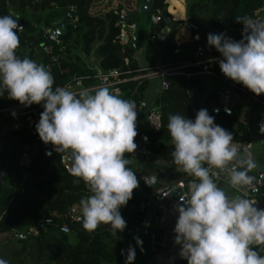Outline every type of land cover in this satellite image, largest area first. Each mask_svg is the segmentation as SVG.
I'll use <instances>...</instances> for the list:
<instances>
[{
  "label": "clouds",
  "instance_id": "clouds-1",
  "mask_svg": "<svg viewBox=\"0 0 264 264\" xmlns=\"http://www.w3.org/2000/svg\"><path fill=\"white\" fill-rule=\"evenodd\" d=\"M237 22L244 25L240 41L209 33L207 45L221 54L218 63L226 78L260 96L264 94V21L244 16ZM21 29L17 19L0 15V96L6 93L25 107L42 105L35 125L39 138L69 157L73 182L83 181L90 192L78 205L83 229L94 232L106 226L116 237L127 227L120 209L139 187L130 167L135 158H125L137 149V104L105 86L78 93L68 86L54 88V78L44 64L17 54ZM258 127L264 135V119ZM167 131L173 145L171 163L192 177L175 206L174 243L181 246L180 257L187 264H264L260 255L264 253V209L248 195L256 186L250 173L258 168L251 151L238 146L232 132L215 124L203 108L194 120L170 114ZM143 180L154 186L157 178L144 176ZM221 185L239 195L226 193ZM134 239L142 249L143 241ZM253 246H259V251ZM121 256L124 264H134L136 248L129 245ZM0 264L9 262L0 257Z\"/></svg>",
  "mask_w": 264,
  "mask_h": 264
},
{
  "label": "trees",
  "instance_id": "trees-1",
  "mask_svg": "<svg viewBox=\"0 0 264 264\" xmlns=\"http://www.w3.org/2000/svg\"><path fill=\"white\" fill-rule=\"evenodd\" d=\"M144 1L139 0L138 4ZM155 1V10H168L169 0ZM263 1L187 0L186 18L192 26L191 40L201 32L207 40L209 33L235 30L236 41H240L243 24L237 22V19L244 16L254 18ZM93 2L94 0H0V15H5L6 10L13 18L25 21L22 31L18 34L21 44L17 54L33 60L41 44H50L46 37L47 31L59 27L65 22L67 12L75 10L78 18L76 29L60 36L65 49L60 52L58 46L54 44L53 55L59 57L58 63L54 64L51 71L54 88L95 75L88 65L85 66L78 56L73 55L76 49H80L85 58L94 56L98 59L103 73L120 70L123 73L121 78H124L127 77L124 73L128 70L132 72V76L138 75L141 71L134 60L136 51L119 45L117 41L121 31L119 23L123 9L111 11L103 17H95L90 14ZM140 15L139 12L128 13L126 19L130 23L138 24ZM145 17L152 25L151 18ZM169 18L177 31L162 42L161 50L166 58V65L176 67L184 62H194L195 48L191 40L188 44L181 45L176 41V35L184 23L175 22L170 15ZM166 27V23L162 22L156 33ZM141 45L142 39L139 35L138 50ZM158 57V49L150 43L146 50L150 68L156 66ZM207 59H222V56L214 47H209ZM44 62L50 63L51 56H44ZM200 71L201 68H189L185 70L189 77L175 76L165 79L168 88L162 89L155 101V105L162 112V131L160 133L148 131L137 136L135 141L137 148L148 150L157 156L172 152L173 145L167 131L169 115L180 114L194 120L196 112L202 108L207 109L214 117L215 124L232 132L235 141L245 142L248 139L242 128H234L240 117L236 109L232 116L213 114L218 106L219 94L215 92L207 94L204 91L203 80L194 76ZM212 72L220 81L233 82L222 74L219 63L212 67ZM94 82L84 81L86 86L93 85ZM148 84L141 82L137 86L135 83H127L120 87V92L127 100L133 95V101L141 105ZM237 85L264 102V94L257 96L242 84ZM202 98L204 103L200 105ZM16 103L18 101L4 98L0 100V109ZM27 147H30V163L23 164V152ZM49 151L52 152L50 156L46 155ZM74 179L76 178L65 172L61 166L59 153L32 144L25 127L19 131L5 130V123L0 122V238L6 244L10 241L15 244L9 251L11 257L5 254H1V257L8 262L12 261L9 264H115L118 261L121 245L115 247L107 245L103 226L94 232H88L83 229L79 220L71 226L70 234L60 233L63 220L59 217L65 216L73 205L79 204L82 197L90 195L83 181L74 183ZM147 192L151 194L149 190ZM141 203L146 206L149 204L147 200L133 195L128 204L120 209L127 225L139 227L145 224V213L139 209ZM44 216H56L58 218L56 224L40 226L39 222ZM15 233H25L28 238L25 241H14L11 236ZM29 259H33V262H29Z\"/></svg>",
  "mask_w": 264,
  "mask_h": 264
},
{
  "label": "built area",
  "instance_id": "built-area-1",
  "mask_svg": "<svg viewBox=\"0 0 264 264\" xmlns=\"http://www.w3.org/2000/svg\"><path fill=\"white\" fill-rule=\"evenodd\" d=\"M264 7V1L263 5L261 8ZM260 8V9H261ZM74 11L75 10H71ZM160 10H155L153 8V14H155V22H152V35L151 39L152 40H160V36L164 33L165 29H162L156 33L157 27L164 22L162 16H161ZM121 17L124 18L123 22H120L121 26V31L120 34L117 38V41L119 45L123 47H129L133 51H137V43L139 39V26L137 23H130L127 21L126 16L121 13ZM257 21H260V19L257 17V12L255 14V17L253 18ZM68 24H72L75 27L78 25V18L76 16V13H74V16L70 23L64 22L62 23L59 27L65 28ZM57 27V28H59ZM188 31H192V26L189 25V23L185 22L184 26ZM57 28L48 30L46 33V37L50 44L43 43L39 47L38 50H36L34 60L37 63H42L44 64L47 69L51 72L54 64L58 63L59 57L54 56V44H56L62 52L64 50V45L60 41V36L57 33ZM244 25H242V31H243ZM23 29V28H22ZM20 30V32L22 31ZM19 32V33H20ZM199 37L198 39L196 37ZM200 41V34H196L195 36L192 37L191 43L194 45L195 43H198ZM195 48V59L194 62H184L182 65L172 67L170 65H156L152 68L141 70L140 73L136 76H132L131 71H126L124 74L127 77L121 78L123 73L120 70H114L110 73H99L95 74L94 76H87L84 80H77L72 84H68L66 86L69 87L70 90H73L75 92H79L81 90L87 89L89 91H94L97 87L99 86H105L111 89V92L113 93H120V87L124 84L127 83H135L140 85L141 82H148L152 80H160L162 89H167L168 85L165 82V79L168 77H175V76H186L189 77L190 75L185 72V70L189 68H201V71L194 74V76L202 77V76H208L211 78L217 79L215 74L212 72V67L218 63L219 59H203L204 56V50L199 47V46H194ZM180 51H176V53H179ZM44 56H51V62L46 63L44 62ZM126 65L128 66V60L125 61ZM219 80V79H218ZM84 81H98V86L93 88V85L86 86ZM223 84L226 86V90L222 91L219 93V98H218V106L214 109L213 114L214 115H226V116H232L234 112V105H233V99L234 97H239V96H249L251 97L254 101L259 102V99L250 94L247 90L242 89L237 85V83L234 82H229L226 80H221ZM7 97V94H6ZM133 95L130 96L129 100H132ZM7 100H11L7 98ZM141 105H137V117L142 114L143 112V107H140ZM42 105L39 104H33L30 107H25L24 105H21L19 102L16 103L13 106L0 109V122H4L5 126L9 128V130L13 131H19L23 127H25L31 137L32 144H38L41 142V139L39 138L36 130H35V125L38 123V119L40 118V114L43 111ZM227 110V111H226ZM15 112L16 116L13 117L12 113ZM146 120H147V125L148 129L151 132L154 133H160L163 128L162 124V112L159 107H157L155 104L151 106L147 112H146ZM153 122L155 124H158L160 126V129L157 130L154 125L150 122ZM238 144V146H241L248 151H252L253 146L252 144L248 142H238L235 141ZM46 149H51L53 150V146L50 144L44 145ZM60 154V164L69 174V168L71 167V163L69 160V157L64 154V153H59ZM137 154L142 155V156H151L153 155L150 151L148 150H137ZM24 160H30V147H27L25 151L23 152V158H22V163ZM264 175H260L258 178V186L255 187L254 190L251 191L252 196L254 195H259L260 190L259 187L261 186V181L263 180ZM181 187H184V184H180ZM165 197L166 195L163 194ZM79 204L73 205L68 213L65 216L59 217L63 220V224L60 226V233L64 235H68L71 232V226L75 224L77 221H79ZM145 204H141V210L145 211L146 209ZM58 218L56 216H44L43 219L39 222L40 226H47V225H55L56 220ZM28 236L25 233H15L11 236L12 240L15 241H25L27 240ZM1 250V249H0Z\"/></svg>",
  "mask_w": 264,
  "mask_h": 264
},
{
  "label": "crops",
  "instance_id": "crops-1",
  "mask_svg": "<svg viewBox=\"0 0 264 264\" xmlns=\"http://www.w3.org/2000/svg\"><path fill=\"white\" fill-rule=\"evenodd\" d=\"M170 2V1H169ZM168 2V5H169ZM168 14H169V8H168ZM176 17V14H174V18ZM257 17L260 19V21H264V7L259 9L257 11ZM180 18V17H179ZM181 19V18H180ZM177 19V20H180ZM187 18H183V25L182 28L178 31L176 35V41L179 45L181 44H188L191 40V32L188 31L184 26ZM146 28L139 27L138 34L140 35L142 39V45L139 50H137L134 54V60L138 64L139 68L141 70L149 69L150 63L147 61L146 58V50L147 46L150 43H153L155 47L159 51V57L156 65H165L166 64V58L162 54V42L160 40H152V29L151 24L146 25ZM227 36L232 35V39L236 41V31L235 30H228L225 31ZM223 33V32H221ZM217 34H220L219 32ZM93 72L95 74L101 73V69L99 67V61L98 59L93 60ZM201 79L204 83V91L209 94L211 92L220 93L222 91L226 90V86L218 79L211 78L208 76H202ZM152 81H159L160 80H152ZM148 81V87L144 92L143 100L141 101V105H143V108L145 109L141 115L137 117V136L147 133L149 131L147 120H146V112L147 110L155 104V101L159 94L162 91V86L159 85L156 87L154 94L150 95L147 94V90L151 86V82ZM162 83V82H161ZM98 86V81H95L93 83V88ZM111 91V89H109ZM119 96L124 99L123 94L119 93ZM204 103V98L200 99V105ZM233 105L234 109H236L240 113L239 121L235 125V129L242 128L243 131L246 132V136H248V139L245 142H248L252 144L253 149L251 151L253 158L256 160L258 164V168L255 169L251 175H254L256 177V186H258V178L260 175H264V135H261L259 133V124L264 119V102L254 101L249 96H239L234 97L233 99ZM9 130V128H8ZM136 136V137H137ZM241 136V134H240ZM136 137L134 139V143L136 141ZM137 150H145V149H139L137 148L136 151L132 154H125V158H135L132 160V164L130 167L135 172L137 179L139 181V187L135 190H133V195L139 196L140 198L147 200L149 204L147 205L144 213H145V224L143 226L139 227H133L127 225L126 229L123 232H118L117 236L118 241L116 242L113 240V238L108 233L107 227L103 226L104 231L106 232V236L110 239L109 247H115L117 245H121V250L128 249L129 245H132L136 248V258L134 261V264H149L150 260V243H151V227L154 222V200L158 198L159 196L165 194L167 191H169L173 184L177 180H182L183 182L189 183V181L192 179V177L187 176L183 173L181 169L176 167L174 164L171 163V152L167 155L163 156H157V155H151V156H142L137 154ZM144 176H155L157 178L156 184L154 186H147L143 180ZM221 187H224V190L226 193L230 195H239V193L233 191L230 189L227 185H221ZM151 192L149 194L147 191ZM260 194H263L264 191V178L261 181V186L259 187ZM249 196H252L251 191L248 193ZM143 204V203H141ZM141 204L139 206L140 211L141 210ZM106 237V238H107ZM115 237V239H116ZM134 237H139L142 241V249L141 247L136 246V241ZM3 241V240H2ZM0 238V257L2 254V251L4 249V245L6 243L2 242ZM124 256H119L118 261L115 264H124Z\"/></svg>",
  "mask_w": 264,
  "mask_h": 264
},
{
  "label": "water",
  "instance_id": "water-1",
  "mask_svg": "<svg viewBox=\"0 0 264 264\" xmlns=\"http://www.w3.org/2000/svg\"><path fill=\"white\" fill-rule=\"evenodd\" d=\"M155 4V0H145L139 5L138 12L140 14L149 16L151 18V22H155V14H153V8ZM4 13L5 15H8L6 10H4ZM74 13V11L67 12L65 15V22L70 23ZM161 16L167 25L164 33L159 38L161 42H164L171 33L177 31V28L171 25L172 22L169 18L167 9L162 10ZM123 21L124 18L121 17V22ZM18 24L23 28L25 21L18 20ZM75 29L76 27L74 25L68 24L65 28H57V33L62 37L67 32L73 31ZM193 46L201 47L204 50L203 59H207L209 46L207 45V40L204 33H200V41L195 43ZM37 145L44 146L45 144L41 141ZM29 163L30 160L23 161V164ZM181 183L184 184V187L180 186ZM187 185L188 183L186 181L183 182L182 180H177L173 184L172 188L165 193V197L161 195L154 200V222L151 227V256L149 264H187V261L181 258L179 255L181 246L174 243V227L178 217V212H176L175 206L181 203L179 197L182 192L187 191ZM249 198L257 202V206L259 208L264 209V191L262 195L249 196ZM33 232H35V230H33ZM253 250L259 251V246H253ZM260 255L264 256V253H260Z\"/></svg>",
  "mask_w": 264,
  "mask_h": 264
},
{
  "label": "rangeland",
  "instance_id": "rangeland-1",
  "mask_svg": "<svg viewBox=\"0 0 264 264\" xmlns=\"http://www.w3.org/2000/svg\"><path fill=\"white\" fill-rule=\"evenodd\" d=\"M139 0H94L93 4L91 5V9H90V14L92 16L95 17H103L106 14H108L111 11H117L120 8L123 9V11L121 13H123L125 16L128 13H137L138 12V7L140 4H138ZM170 1V2H169ZM169 15L173 17L175 22H183V18L186 17V4H187V0H169ZM174 14H176V17L174 18ZM146 15L143 16V14H141L139 16V22H138V26L141 28H146V25H149L150 22L147 21ZM181 19H180V18ZM180 19V20H177ZM65 21V18H64ZM140 23V24H139ZM226 33V32H223ZM228 35V33H226ZM232 35H229L228 37H231ZM65 49V47H64ZM73 55L78 56V58H80L81 63H83L85 66H89L92 70H93V60H96V58L94 56H91L90 58H85V56L82 54V52L80 51V49H76L73 52ZM161 85V82L159 81H152L151 82V86L150 88L147 90V94L153 95L154 91L156 89L157 86ZM7 98L6 97V93L4 94V96H0V100ZM5 130H8V128L5 126ZM105 236V242L107 243V245L109 246L108 243H110V239ZM114 241L119 242L118 241V237H112ZM15 241V240H14ZM9 246H8V245ZM6 245H4V249L2 251V255L5 254L8 255L9 257H11L9 255V251L11 250L12 247L15 246V244L12 243V241H10L9 243H7ZM8 246V247H6ZM10 259V258H8ZM11 260V259H10ZM12 262V261H9ZM29 262H33V259H29Z\"/></svg>",
  "mask_w": 264,
  "mask_h": 264
}]
</instances>
